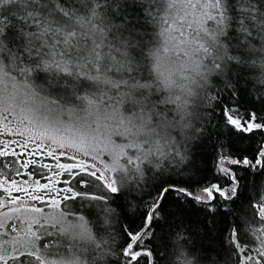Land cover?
<instances>
[{
  "label": "trees",
  "instance_id": "16d2710c",
  "mask_svg": "<svg viewBox=\"0 0 264 264\" xmlns=\"http://www.w3.org/2000/svg\"><path fill=\"white\" fill-rule=\"evenodd\" d=\"M164 1L0 0V71L27 86L30 99L62 116L120 109L154 138L155 149L130 164L117 190L88 172L63 174L62 185L75 195L63 198L62 210L84 218L93 239L46 232L40 247L47 256H74L80 264H243L241 247L247 255L258 244L264 0H219L225 26L208 78L183 108L152 69L169 23ZM20 157H2L0 170L45 178L42 162ZM207 188L213 198L201 201ZM136 235L133 248L141 252L133 258L128 247ZM10 264L43 262L26 253Z\"/></svg>",
  "mask_w": 264,
  "mask_h": 264
},
{
  "label": "rangeland",
  "instance_id": "374dc122",
  "mask_svg": "<svg viewBox=\"0 0 264 264\" xmlns=\"http://www.w3.org/2000/svg\"><path fill=\"white\" fill-rule=\"evenodd\" d=\"M163 4L169 23L161 27L152 69L160 85L174 93L183 108L208 78V64L225 19L219 0H165ZM6 72L0 71V159L14 155L24 162L40 161L47 175L30 179L11 173L9 177L0 170V264H10L12 258L26 253L41 258L43 264H80L74 256H47L40 247L46 232H60L71 240L93 239L84 218L62 210L63 198L75 195L62 185L67 184L63 174L88 172L117 190L130 164L155 149L150 141L154 138L116 108L99 109L91 116L88 110L82 115L55 114L46 102L30 99L27 86ZM235 120L241 124L240 118ZM252 127L250 122L246 129ZM156 149L164 150L163 144ZM206 191L197 198L210 201L213 191ZM260 211L264 216V209ZM138 235L128 247L133 258L141 252L133 248ZM257 236V246L247 255L241 247L243 264H264V228L257 229Z\"/></svg>",
  "mask_w": 264,
  "mask_h": 264
},
{
  "label": "water",
  "instance_id": "95a60500",
  "mask_svg": "<svg viewBox=\"0 0 264 264\" xmlns=\"http://www.w3.org/2000/svg\"><path fill=\"white\" fill-rule=\"evenodd\" d=\"M232 122H233L237 127H241L240 122H238L237 120L232 119Z\"/></svg>",
  "mask_w": 264,
  "mask_h": 264
}]
</instances>
